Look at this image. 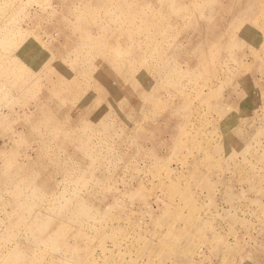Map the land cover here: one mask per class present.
Instances as JSON below:
<instances>
[{"label": "rangeland", "instance_id": "rangeland-1", "mask_svg": "<svg viewBox=\"0 0 264 264\" xmlns=\"http://www.w3.org/2000/svg\"><path fill=\"white\" fill-rule=\"evenodd\" d=\"M175 1L0 0V264H264V0Z\"/></svg>", "mask_w": 264, "mask_h": 264}, {"label": "bare ground", "instance_id": "bare-ground-1", "mask_svg": "<svg viewBox=\"0 0 264 264\" xmlns=\"http://www.w3.org/2000/svg\"><path fill=\"white\" fill-rule=\"evenodd\" d=\"M134 1V0H133ZM152 1V0H151ZM175 1V0H174ZM178 0H176L175 2H177ZM124 2V1H123ZM163 2V1H162ZM170 2V1H169ZM209 2V1H208ZM136 3V2H135ZM148 3H151V2H148ZM212 3V2H211ZM211 3H210V5H211ZM119 4V3H118ZM123 4V3H122ZM154 4V3H153ZM171 4V3H170ZM179 4V3H178ZM128 5V4H127ZM138 5V4H137ZM156 5H157V3H156ZM135 6V5H134ZM157 6H159V5H157ZM200 6V5H199ZM212 6V5H211ZM130 7V6H129ZM136 7V6H135ZM146 7V6H145ZM172 7V6H171ZM158 8V7H157ZM157 8H155L154 7V9H157ZM208 8H209V5H208ZM159 10H164L163 9V7H160V8H158ZM157 9V10H158ZM252 9V8H251ZM127 10H128V8H127ZM131 11V10H130ZM151 11V9L148 11V12H146V13H149ZM144 12V11H143ZM160 11H158V13H159ZM145 13V12H144ZM160 13H162V12H160ZM253 14V13H252ZM245 15H247L246 13H244L243 14V16H245ZM132 16H133V14L132 13H128V15H127V18L128 19H130V18H132ZM145 16H146V14L144 15V16H142V13H141V17H144L145 18ZM159 16V15H158ZM251 16V15H250ZM256 16V15H255ZM157 18V17H156ZM185 18V17H184ZM120 18H116V20H115V25L119 28V25H120ZM122 21V20H121ZM140 24H141V22H140ZM140 24H139V26H140ZM158 24V23H157ZM256 24V23H255ZM121 25H123V27L122 28H120L119 30L122 32V38H123V41H121V42H118L117 44H116V47L115 46H113L112 48H111V53L110 54H113L114 52L116 53V55L118 56H116L115 58H117V59H121V60H123V63H125V62H127L128 60H127V58H129L131 61H136L137 60V62L139 61V60H141V59H139L140 57H139V55L137 56V54H136V52L139 54L140 53V51L142 50V46L138 43V44H134V45H132V44H130L129 43V41H130V38H132V36L133 35H137V30H135V32L134 33H132V31H130V30H128L126 27L124 28V24H121ZM157 27V26H156ZM116 29V31L118 30L117 28H115ZM136 29H137V26H136ZM140 29V28H139ZM144 29V28H143ZM143 29H141V30H143ZM147 29V28H146ZM151 29V28H150ZM149 30V29H148ZM137 31V32H136ZM96 32V31H95ZM111 32V31H110ZM212 32H213V35H215L216 33H215V30L213 31L212 30ZM212 32L210 33V37H211V34H212ZM20 33V32H19ZM94 35V34H93ZM146 35V34H145ZM216 35H218V34H216ZM87 36V35H86ZM85 36V37H86ZM98 36H99V34H98ZM84 37V38H85ZM88 37V36H87ZM146 37V36H145ZM107 38H109V37H107ZM213 38V37H212ZM215 38V37H214ZM87 39V38H86ZM94 40V39H93ZM108 40V39H107ZM80 41V40H79ZM132 42V41H131ZM88 43V42H87ZM102 43V42H101ZM83 44V43H82ZM98 44V43H97ZM104 44V43H103ZM212 46V45H211ZM102 47V46H101ZM226 47H227V45H226ZM226 47H225V49H226ZM229 51V50H228ZM231 51V50H230ZM94 53H96L95 51H93ZM109 55V54H108ZM216 55V54H215ZM220 56V55H219ZM127 57V58H126ZM114 59V58H113ZM214 59V58H213ZM204 60H206V59H204ZM207 61V60H206ZM117 62V61H116ZM215 62V61H214ZM203 63H205V62H203ZM207 63V62H206ZM211 63H213V62H211ZM210 64V63H209ZM201 65V64H200ZM102 66H104V63H103V65ZM205 66V65H204ZM208 66V65H207ZM104 67H106V66H104ZM103 67V68H104ZM206 67V66H205ZM204 69V68H203ZM104 72L106 71L105 69L103 70ZM209 71V70H208ZM213 72V71H212ZM205 73V72H204ZM101 74H102V72H101ZM206 74V73H205ZM210 74V73H209ZM205 76V75H204ZM14 77V76H13ZM17 78V77H16ZM109 81V80H108ZM20 83V82H19ZM212 84V83H211ZM195 86H197V85H195ZM194 86V87H195ZM101 87H102V85L101 84H99L98 85V91L97 92H101L102 90H101ZM135 87H137V85L135 86ZM202 87V86H201ZM197 89V88H196ZM201 89V88H200ZM116 90V89H115ZM202 90V89H201ZM200 90V91H201ZM215 90V89H214ZM213 90V91H214ZM210 91V90H209ZM205 92V91H204ZM120 97V96H119ZM214 97V96H213ZM81 98H82V96H81ZM80 99V98H79ZM188 101V100H187ZM190 104V103H189ZM221 108V107H220ZM180 111V110H179ZM50 120H55L54 122H57V120L56 119H54V118H51L50 117ZM61 122V121H60ZM56 124V123H55ZM57 125V124H56ZM59 125V124H58ZM56 127V126H55ZM55 131V130H54ZM62 132V131H61ZM56 133V132H55ZM56 136V135H55ZM18 169V168H17ZM17 173V172H16ZM18 174V173H17ZM173 188V187H172ZM58 216H60V215H58ZM42 232V231H41ZM43 235V234H42ZM41 235V236H42ZM40 236V237H41ZM48 239H50V238H47L45 241H48ZM56 239V238H55ZM51 240V239H50ZM49 242H52V243H55V242H53V240H51V241H49ZM17 254H20L19 252L17 253Z\"/></svg>", "mask_w": 264, "mask_h": 264}]
</instances>
